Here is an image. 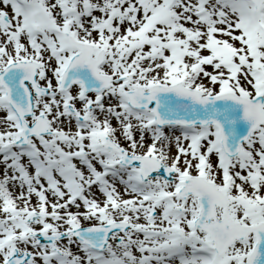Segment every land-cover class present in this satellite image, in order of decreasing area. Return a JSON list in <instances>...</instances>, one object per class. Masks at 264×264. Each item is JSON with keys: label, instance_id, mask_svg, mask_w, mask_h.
Listing matches in <instances>:
<instances>
[{"label": "snow or ice", "instance_id": "obj_1", "mask_svg": "<svg viewBox=\"0 0 264 264\" xmlns=\"http://www.w3.org/2000/svg\"><path fill=\"white\" fill-rule=\"evenodd\" d=\"M0 264H264V0H0Z\"/></svg>", "mask_w": 264, "mask_h": 264}]
</instances>
